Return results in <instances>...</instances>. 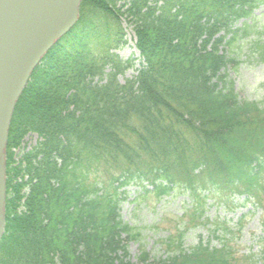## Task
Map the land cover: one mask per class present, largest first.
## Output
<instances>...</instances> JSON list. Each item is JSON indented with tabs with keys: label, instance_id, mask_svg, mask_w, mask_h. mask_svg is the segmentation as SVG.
Wrapping results in <instances>:
<instances>
[{
	"label": "trees",
	"instance_id": "trees-1",
	"mask_svg": "<svg viewBox=\"0 0 264 264\" xmlns=\"http://www.w3.org/2000/svg\"><path fill=\"white\" fill-rule=\"evenodd\" d=\"M262 1L82 0L79 20L46 52L14 107L0 264L237 259L227 237L234 230L216 221L215 245L185 248L168 237L175 249L167 256L141 248L131 262L128 243L140 233L120 218L119 189L134 181L141 196L182 193L198 219L208 199L264 207V100L240 97L228 73L235 59L224 50L249 35L245 18ZM124 21L139 67L119 82L134 66L114 51L127 42ZM259 34L254 54L264 63ZM29 133L37 142L15 160L12 149ZM248 255V264H261Z\"/></svg>",
	"mask_w": 264,
	"mask_h": 264
},
{
	"label": "rangeland",
	"instance_id": "rangeland-1",
	"mask_svg": "<svg viewBox=\"0 0 264 264\" xmlns=\"http://www.w3.org/2000/svg\"><path fill=\"white\" fill-rule=\"evenodd\" d=\"M254 13L248 16L249 35H238L237 39L224 46L225 54L234 58L235 63L229 64L228 73L234 81L240 97L250 100H264V63L259 62L254 54L253 41L260 33L259 39L264 43V0L253 8ZM244 19H238L233 28L243 26ZM126 44L115 49L121 59H133L134 66L118 76L119 82L124 78H132L139 67L138 51L135 47L134 33L124 21ZM258 32V33H257ZM37 142V136L26 135L22 146L30 147ZM95 174V173H93ZM99 179L106 178L104 173L98 172ZM122 194L119 199V213L122 222L134 227L140 235L136 241L128 243V254L131 262H136L140 248H145L150 255L167 256L173 246L166 245L165 238L180 239L185 248L193 247L198 240L215 245L220 236L215 233L210 237L212 224L216 221H226L234 233L227 237L228 244L233 251H237V259L230 264H248L253 255L256 262L264 264V207L254 210L250 206H225L212 199L207 200L200 219L189 209L190 200L182 193H172L157 199L152 193L141 196V190L134 181L119 189ZM237 201V200H236ZM239 199L237 202H240ZM264 205V203H263ZM239 220V221H238ZM237 222V223H236ZM170 248V249H168ZM248 256L247 258H245Z\"/></svg>",
	"mask_w": 264,
	"mask_h": 264
},
{
	"label": "water",
	"instance_id": "water-1",
	"mask_svg": "<svg viewBox=\"0 0 264 264\" xmlns=\"http://www.w3.org/2000/svg\"><path fill=\"white\" fill-rule=\"evenodd\" d=\"M82 0H0V237L6 222V147L14 106L33 69L79 16Z\"/></svg>",
	"mask_w": 264,
	"mask_h": 264
}]
</instances>
